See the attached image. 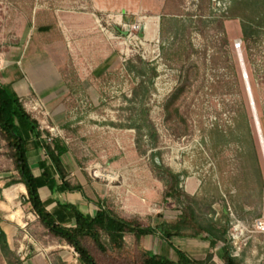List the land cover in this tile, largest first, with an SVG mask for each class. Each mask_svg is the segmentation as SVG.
<instances>
[{
	"label": "rangeland",
	"instance_id": "rangeland-1",
	"mask_svg": "<svg viewBox=\"0 0 264 264\" xmlns=\"http://www.w3.org/2000/svg\"><path fill=\"white\" fill-rule=\"evenodd\" d=\"M218 1L202 9L201 0H0V81L12 82L44 137L69 146L68 179L82 184L76 192L88 212L100 204L143 225L175 222L182 204L166 197L169 176L155 160L181 174L201 215L225 222L228 214L241 264H264V33L248 54L240 17L225 15L234 0ZM162 16L177 22L163 30ZM182 74L177 105L186 122H170L164 103ZM143 114L158 139L145 133L140 148L132 124ZM31 163L38 172L37 155ZM17 174L0 136V185ZM173 244L197 259L214 252L222 264L220 244ZM141 246L177 259L158 235ZM66 250L76 260L67 264H81Z\"/></svg>",
	"mask_w": 264,
	"mask_h": 264
},
{
	"label": "trees",
	"instance_id": "trees-1",
	"mask_svg": "<svg viewBox=\"0 0 264 264\" xmlns=\"http://www.w3.org/2000/svg\"><path fill=\"white\" fill-rule=\"evenodd\" d=\"M201 1L202 9L210 4V0ZM233 7L225 15L240 17L242 40L250 54L252 47L264 33V0H234ZM169 21H172L171 24L177 22L173 18L162 16L163 30ZM219 22L222 25L223 21L219 20ZM222 41L228 43L227 37L222 38ZM185 74H182L183 81L164 103L167 121L172 122L179 117L181 121L186 122L177 105L188 83V76ZM142 86L143 83L140 87ZM137 93L138 91L135 92L136 95ZM145 116L147 115L143 116L140 124L137 122L132 124L137 128L140 148L145 133L149 135L152 143L158 139L157 129ZM179 119L177 124L180 123ZM44 132L40 128L39 120L27 109L12 82L4 84L0 81V136L10 151L14 169L18 172L7 180L6 185L16 183L25 185L28 197L24 198V202L29 203L31 211L51 235L78 252L81 264H102L105 260L110 261V264H217L214 260V252H209L204 259H197L184 249L175 246L173 244L175 237L207 239L213 248L220 244L216 254L222 264H241L240 259L234 254V246L228 237L230 227L228 214L225 222L201 215L195 206V197L187 194L180 186L181 174L158 164L155 160V168L169 176L166 197L174 198L182 204L181 213L173 223L161 220L156 225H143L138 221L127 220L100 204L94 214L84 213L77 204L61 199L57 200L56 207L50 210L48 207L54 198L43 199L40 192L42 188L46 187L56 195L65 192H83V186L68 179L63 156L69 151V146L59 139L52 138L50 142V132L46 131V137ZM213 133L217 131L214 130ZM34 155L38 156V172L33 169L31 163ZM146 235H158L173 245L177 259L142 247L141 242ZM0 247L2 251L9 252L7 235L1 225Z\"/></svg>",
	"mask_w": 264,
	"mask_h": 264
},
{
	"label": "crops",
	"instance_id": "crops-1",
	"mask_svg": "<svg viewBox=\"0 0 264 264\" xmlns=\"http://www.w3.org/2000/svg\"><path fill=\"white\" fill-rule=\"evenodd\" d=\"M40 192L43 199L54 198L48 207L50 210L61 199L77 204L84 213L92 214L80 201L78 192L53 195L46 187ZM25 197L28 195L23 183L0 185V225L6 232L9 246L8 253L0 247V264H67L68 260L76 261L73 253L66 250L70 246L51 235L37 218H28L34 212L30 211L29 203L24 202Z\"/></svg>",
	"mask_w": 264,
	"mask_h": 264
},
{
	"label": "water",
	"instance_id": "water-1",
	"mask_svg": "<svg viewBox=\"0 0 264 264\" xmlns=\"http://www.w3.org/2000/svg\"><path fill=\"white\" fill-rule=\"evenodd\" d=\"M246 87H247V90H248V93H249V98H250L251 104H253L252 94H251V91H250V85H249L248 81L246 82Z\"/></svg>",
	"mask_w": 264,
	"mask_h": 264
},
{
	"label": "bare ground",
	"instance_id": "bare-ground-1",
	"mask_svg": "<svg viewBox=\"0 0 264 264\" xmlns=\"http://www.w3.org/2000/svg\"><path fill=\"white\" fill-rule=\"evenodd\" d=\"M260 137H262V139H260V140H261L262 151H263V154H264V140H263V135H262L261 131H260Z\"/></svg>",
	"mask_w": 264,
	"mask_h": 264
},
{
	"label": "built area",
	"instance_id": "built-area-1",
	"mask_svg": "<svg viewBox=\"0 0 264 264\" xmlns=\"http://www.w3.org/2000/svg\"><path fill=\"white\" fill-rule=\"evenodd\" d=\"M220 3H221V2H220V0H219V1H218V4L220 5Z\"/></svg>",
	"mask_w": 264,
	"mask_h": 264
}]
</instances>
